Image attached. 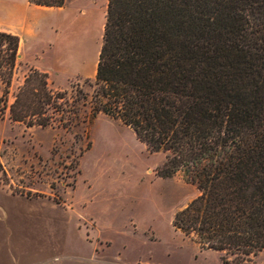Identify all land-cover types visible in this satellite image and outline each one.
<instances>
[{
  "label": "trees",
  "instance_id": "1",
  "mask_svg": "<svg viewBox=\"0 0 264 264\" xmlns=\"http://www.w3.org/2000/svg\"><path fill=\"white\" fill-rule=\"evenodd\" d=\"M19 41L0 32L8 77ZM47 80L30 70L11 121L67 129L78 117L86 95ZM91 87V117L131 129L164 154L157 176L181 173L199 191L174 213L177 231L236 258L264 251V0H107Z\"/></svg>",
  "mask_w": 264,
  "mask_h": 264
},
{
  "label": "rangeland",
  "instance_id": "2",
  "mask_svg": "<svg viewBox=\"0 0 264 264\" xmlns=\"http://www.w3.org/2000/svg\"><path fill=\"white\" fill-rule=\"evenodd\" d=\"M9 3L12 9L16 6L15 16L5 21L1 15ZM106 4L107 0H66L62 7L47 8L28 0H0V28L25 21L19 25L25 30L23 54L33 46L47 54L48 42L58 63L63 49L75 53L82 42L78 59L73 55L65 66L38 67L48 70L50 89L72 94L77 88L87 97L77 102L78 117L67 129L26 127L9 116L32 68L18 61L11 77L4 68L0 71V187L34 196L70 194L126 264H224L222 258L226 264H264V251L236 258L207 250L177 231L173 215L199 194L197 188L181 173L157 176L163 153H153L117 120L102 114L91 117L89 100ZM32 34L42 43H33Z\"/></svg>",
  "mask_w": 264,
  "mask_h": 264
},
{
  "label": "crops",
  "instance_id": "3",
  "mask_svg": "<svg viewBox=\"0 0 264 264\" xmlns=\"http://www.w3.org/2000/svg\"><path fill=\"white\" fill-rule=\"evenodd\" d=\"M11 6L9 3L3 9L1 16L5 21L15 16L16 6L14 9ZM22 23L25 21L20 19L14 23L17 26L7 24L0 28V32L19 37L16 63L22 61L41 71L38 64L65 66L73 55L76 59L82 55V42L75 53L63 49L58 63L48 42L47 54H39L34 46L29 53L23 54L25 30L19 29ZM30 38L33 43H42V38L34 34ZM41 72L47 74L48 70L43 68ZM95 228L96 224L70 194L61 198L53 193L34 196L0 187V264H126L119 254L111 251V241L101 237Z\"/></svg>",
  "mask_w": 264,
  "mask_h": 264
},
{
  "label": "bare ground",
  "instance_id": "4",
  "mask_svg": "<svg viewBox=\"0 0 264 264\" xmlns=\"http://www.w3.org/2000/svg\"><path fill=\"white\" fill-rule=\"evenodd\" d=\"M97 54H98V52H97ZM96 63H97V61H96ZM96 63H95V64H96Z\"/></svg>",
  "mask_w": 264,
  "mask_h": 264
}]
</instances>
